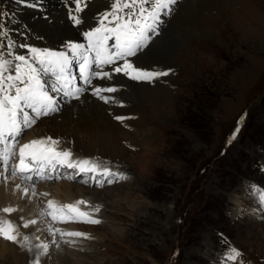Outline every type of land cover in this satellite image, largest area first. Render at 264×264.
I'll return each instance as SVG.
<instances>
[{
  "label": "rangeland",
  "instance_id": "obj_1",
  "mask_svg": "<svg viewBox=\"0 0 264 264\" xmlns=\"http://www.w3.org/2000/svg\"><path fill=\"white\" fill-rule=\"evenodd\" d=\"M220 1L197 0L196 21L179 33L180 40L175 37L179 26L170 23L166 39L172 41L173 53L164 70L166 86L158 78L133 81L150 93L139 92L127 113L114 112L126 117L119 142L110 129L105 135L106 148L115 144L117 157L93 163L127 178L110 176L112 183L89 184L101 190L121 185L106 191L98 204L83 200L81 210L100 224L70 222L59 228L88 238L53 237L43 209H38L54 198L52 193L48 200L40 198L34 225L40 231L36 246L47 245L46 252L37 248L41 263L65 264L57 261L62 253L72 264H226L227 250L235 248L241 257L230 264H264V206L250 194L253 185L264 190V0ZM4 2L0 0V45ZM177 4L176 13L181 2ZM86 11L90 18L93 9ZM23 36L26 44L39 48L37 34ZM149 70L157 71L152 65ZM93 128L92 137L102 142L101 129ZM32 134L27 130L24 136ZM76 173L66 170L51 181H38L36 188L48 185L43 182L71 184ZM85 177L94 183L91 173ZM6 218L0 213V220L15 222ZM14 225L19 242L5 241L12 249L7 261L17 264L19 258L12 256L22 254L27 263L23 250L28 240L33 242L34 225L24 231Z\"/></svg>",
  "mask_w": 264,
  "mask_h": 264
},
{
  "label": "snow or ice",
  "instance_id": "obj_2",
  "mask_svg": "<svg viewBox=\"0 0 264 264\" xmlns=\"http://www.w3.org/2000/svg\"><path fill=\"white\" fill-rule=\"evenodd\" d=\"M25 2L32 3L33 0ZM69 3L75 5L68 9V15L81 33L82 41L65 40L63 50L41 49L11 38L6 46L0 45V164L3 165L0 175L8 173L27 181H33L34 177L46 180L52 178L46 172H54L59 165L61 168L76 169L77 174L92 173L94 183L103 186L105 181L113 182L108 179L110 176L121 180L127 177L106 167L102 169L99 164L89 160L72 161V153L58 151L54 146L59 142L51 137L33 139L22 145L19 140L37 120L60 111L57 98L52 93H60L68 101L79 100L97 78L111 81L114 74H122L132 81L152 83L160 76H167V71L140 68L132 58L139 59L138 53L143 52L153 37L160 34L161 16L170 15L178 0H111L110 7L93 16L90 25L82 15L88 3L84 0H69ZM18 48H24L26 52L18 53L15 51ZM77 79L83 87L73 83ZM117 90L116 86L111 85L91 88L92 95L105 104L113 98L104 93H115ZM114 118L122 122L126 117L117 115ZM250 194L260 206H264V190L253 185ZM24 195H28V189H24ZM33 195H36L34 189ZM80 205H86V202L80 200L57 206L55 201L49 200L42 215L50 217L53 223H101L82 211ZM13 211L15 209L11 207L3 209L6 214ZM99 211V207L94 209L96 213ZM81 217L84 219L81 220ZM36 223V220L27 221L23 227ZM50 230L53 237L59 234L61 237L88 238L78 231ZM0 238L14 244L19 242L17 228L11 221H0ZM27 240L25 236L24 241ZM38 247H43L45 252L47 250V245ZM227 251L226 264L241 257L240 251L235 248ZM35 264H40L39 259Z\"/></svg>",
  "mask_w": 264,
  "mask_h": 264
},
{
  "label": "bare ground",
  "instance_id": "obj_3",
  "mask_svg": "<svg viewBox=\"0 0 264 264\" xmlns=\"http://www.w3.org/2000/svg\"><path fill=\"white\" fill-rule=\"evenodd\" d=\"M4 1L7 12L4 15L1 25V36L3 42L2 46L7 45V40L9 38L19 41L20 43H28L23 35L27 34V32L30 31L39 36L35 40L38 41L37 46H39V48L41 49L47 48L53 50H63V42L65 40L82 41L81 33L77 30L76 27L73 28L69 24V21L71 20L66 15V11L68 12V8H66L65 6L70 5L69 0H38V3L37 0H33L32 3H26L25 0ZM214 1H216L217 3H221L220 0H213V2ZM84 2L88 3V6L93 9V13L90 15V18L87 17L86 8L84 10V13H82V15H84L88 20L89 25L93 22V16L98 13L104 12V10L108 9L111 4V0H84ZM178 2H181V4L179 5V7L181 6L179 12L176 13L177 10L175 9L170 15L161 16L162 23L160 25L159 31L162 32L157 37L152 39V43H150L143 52L138 53L139 59L132 58L136 60V63L140 66V68L142 67V69L149 70V66L152 65V67L154 66L157 70L156 72L164 71L167 67V57L170 56L171 53H173V49H171L172 47L170 46L172 41H169V38L166 39L168 36V32L170 31V23H173V26L175 27L179 26V28L176 30L177 33L175 34V37L176 39L180 40L179 33H181L182 30L186 29V26H189L190 21H196L194 11H196L198 8L197 0H178ZM96 9H98V11ZM186 11L190 15H188ZM32 38L33 37H31V39ZM30 43L32 42L30 41ZM15 51L18 53L26 52L25 50L22 51L21 48H18ZM158 79L163 84V86H166V79L163 78V76L158 77ZM75 82L79 84L80 81L77 79ZM142 84H136V82L125 79L119 74H114L111 81H108L106 79L100 80L98 78L94 79L92 85L89 86V90L81 95L80 100L68 101L62 94L52 93V95L56 96L57 101L60 105L58 116L56 117V115H51L48 117H42L37 120L36 124L31 127L32 129H34L32 136L30 138L27 137L29 141L25 143H28L33 139L51 137L53 140H57L59 142L54 146L56 149L61 148V150L70 151L72 153L71 159L74 162L82 160H89L94 162L95 159L100 157L115 159L118 154V148L115 144H112L114 146L113 149L106 148L108 143L105 140V135L110 129L111 131H113V135H116L115 142H119L118 139L122 133L123 128V125H121V123H123V121L121 122L120 120L115 119V113H117V111L126 112V110L129 108V105L132 106V104L136 102L137 94L139 92L142 94V96L144 95V93H150V89L148 88L140 89L141 87H139V85ZM98 85H111L116 86L120 89L122 88L123 90H117V92L115 93H104V95L113 98L110 103L105 104L102 100H99L96 96L92 95L91 88ZM122 103L123 107L121 106V108H119L118 105ZM123 108L125 109L122 110ZM127 111H129V109ZM95 126L101 129L100 133L103 136L102 142L96 143V139H94L96 137V133L93 132L92 127L95 128ZM92 136H94V138ZM22 144L24 143H21L20 145ZM100 167L102 169L105 168L104 166ZM106 168L111 170V168L109 167ZM2 172L3 171H0V173ZM5 176V173H3V175H0V213L5 214L8 219H14L15 222L12 223L17 224V226H19L18 228H20L21 230H23V225L25 222L36 220L35 215L38 212H36V208L39 206L37 204V199H46V195H44L45 193H52L54 198L52 199V201L58 200L63 205L72 204L80 200L92 201L98 204V202L103 200L102 195H107L106 191H116L121 186H115L113 188H110V186L108 188L107 185L104 189L105 191L97 187L96 189H92L90 188V186H94V184L92 185L91 182L89 183V181L84 177L74 178L71 176V184L66 182L67 184L60 183L62 185L52 186V184L50 185L48 183V185L44 187L39 186L38 188H36L35 184H33L32 181H23L18 180L17 178H12V180H9L8 178H4ZM89 184L91 185L89 186ZM24 189H28L27 196L24 195ZM33 189L35 190L36 195H33ZM59 197H61V199H59ZM5 207H11L15 209V211H13L11 214H6L3 212V209ZM81 208L82 205H80V209ZM38 210L41 211L42 209ZM261 210L259 209L260 213ZM82 211L84 210L82 209ZM80 219L84 218L81 217ZM0 221L7 220L3 219ZM47 225H50L52 227L51 229L62 227L60 226V223L53 222H47ZM31 230H33V233ZM31 230L30 237L33 242H30V240H28V249L23 250V254L26 253L25 255H27L28 257L27 263L21 258V254L20 256H12L15 261H17L16 258H19L17 264H35L37 259H39L40 264L44 263H41V258H39L38 255V251L40 249L38 250V247L36 246L37 240L39 241L40 239V235L37 234L39 230L37 231L35 225L34 228H31ZM5 241L6 240L0 238V264H9L7 259H10V256L7 257V255L10 254L12 249L10 248L11 245L7 244ZM23 248L24 247H22V249ZM16 253L20 254L22 252ZM57 254V261L65 264H72L71 259L64 256L62 253Z\"/></svg>",
  "mask_w": 264,
  "mask_h": 264
}]
</instances>
